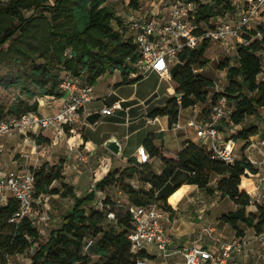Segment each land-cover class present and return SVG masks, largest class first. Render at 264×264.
<instances>
[{
    "label": "trees",
    "instance_id": "16d2710c",
    "mask_svg": "<svg viewBox=\"0 0 264 264\" xmlns=\"http://www.w3.org/2000/svg\"><path fill=\"white\" fill-rule=\"evenodd\" d=\"M109 1L1 0L0 65L9 62L20 66L19 71L9 78V85L34 83L40 88L39 98L60 99L63 97L60 84L67 73L93 86L103 76L117 71L122 74L124 82L129 81L136 72L135 64L141 55L133 41L128 39L123 18L118 16ZM182 1L194 4L199 19L204 22L234 10L225 0H212L211 3ZM133 6L135 11L140 10L137 4L133 3ZM27 12L33 13L27 16ZM261 31L264 35V27ZM210 47L207 42L198 50H186L181 55L180 62L172 69L177 95L168 99L164 106L152 108L149 118L169 117L173 126L179 122L182 110L210 100V89L216 83L196 72V69H203L210 63L207 57ZM263 50L264 37L250 46H239L236 65H232L229 58L220 64L222 70H227L229 84L211 101L214 104L222 98L228 100L233 125H241L250 117L264 121L260 112L264 108V80L259 79L263 72L260 56ZM143 78L135 77L129 83L135 84ZM39 106L38 99L33 103L21 100L10 107V114L39 113ZM3 118L6 117L0 114V120ZM259 134V126L252 125L232 138L247 142L242 158L233 164L214 159L212 152L190 140L184 143L177 157L168 158L161 147L155 146L154 138L149 137L145 148L151 158L161 159L164 166L162 174L156 172L152 163L140 164L137 158H129L126 168L115 169L96 183L97 190L102 192L120 184L129 202L117 207L116 202L107 196L102 203L103 210L96 207L98 196L95 191L78 196L74 186L66 182L63 161L32 168L36 179V199L44 195L71 198L73 206L63 215L60 226L43 239L38 226L30 218L11 221L20 210L17 199L0 204V264H8L11 257L31 250V264H137L138 258L148 257V254L132 252L128 234L133 229V218L129 207L162 203L166 211L173 213L167 200L181 184L169 185L179 172L188 175V184L200 188H208L213 175L220 176L216 191L223 199H229L240 207L222 216L221 220L231 225L237 237L244 235L239 227L241 223L260 234L264 231V199L257 204V213H248L247 208L251 206L249 192L258 170L244 154L251 145L250 139ZM31 138L39 146L49 142L41 135L31 134ZM135 178L143 185L139 189L127 182ZM55 182H61V186L53 187ZM147 185L151 188L146 189ZM208 192L213 194L215 190L208 189ZM117 209L123 210L115 213ZM110 211L116 215L115 226L107 224ZM89 240L93 245L86 251Z\"/></svg>",
    "mask_w": 264,
    "mask_h": 264
},
{
    "label": "crops",
    "instance_id": "0c3cea01",
    "mask_svg": "<svg viewBox=\"0 0 264 264\" xmlns=\"http://www.w3.org/2000/svg\"><path fill=\"white\" fill-rule=\"evenodd\" d=\"M203 70L204 68L196 69V72L201 74ZM152 74L158 76L160 83L157 89L151 91L147 99L153 95L157 97L155 99L152 98L146 107L138 112L135 109L137 106L130 105L129 102L138 94L140 91L139 87L143 81ZM150 75L135 84L129 83L134 80L135 74L131 75L127 82L123 81L122 74L119 71L113 75L103 76L94 86V98L85 105L83 121L79 125L66 126L62 134L53 128L39 131L36 134L48 139L49 142L46 144L37 145L31 135L16 133L12 136H3L0 141V157L2 158L5 172L15 169H36L44 163L53 165L63 161L65 164L64 175L66 182L74 186L78 196H83L92 192V186L102 180L109 172L126 168L128 159L131 157L137 158L138 149L142 146L145 147V141L149 137L154 138L155 146L161 147L164 155L168 158L177 157L178 153L182 151L184 143L189 140L202 146L207 152H211L210 141L197 135V126L205 125L209 120L210 107L207 109V105L208 103L212 105L210 104L212 103L211 100L182 110L178 123L185 129L174 130L173 126L170 125L169 117H158L156 119L148 117L152 108L164 106L168 99L177 95L176 86L172 80V70L167 76H161L157 73H151ZM103 81H107L105 87L102 85ZM164 84H166L165 90L163 89ZM131 91L133 92L129 94ZM38 101L40 104L39 115L50 116L58 111L62 98L45 97L39 98ZM118 101L122 103L124 110L117 111L110 116L103 114L105 108L112 106ZM156 101L157 103H155ZM158 102L160 103L158 104ZM230 117L223 120L219 127L221 144H225L226 141L234 138L242 129L249 127L247 122L250 119H256L255 117H250L241 125H233ZM191 122H195L197 126H189ZM259 135L252 137L250 144ZM112 138L117 139L122 146L120 155H115L106 148L107 141ZM234 141L237 143L242 142L243 147L247 143L246 141H236L235 139ZM254 146V144L250 145L244 153L248 159L253 156L251 148ZM241 158V155H237V159ZM152 165L158 174H162L164 166L160 158L152 157ZM187 179L188 175L186 173L179 172L169 185V187H172L175 184H181L179 191L177 190L167 200L174 212L165 210L164 223L172 240L169 246L171 255L165 257L163 252L152 248L146 252L148 254V257H146L148 264H185V258L179 253L181 248L194 244L202 248L220 247L237 237V233L231 225L221 220V217L225 214L240 209L234 204L229 207L222 205V202L227 201V199H223L221 194L216 191L221 177L213 175L208 188L190 185L187 183ZM60 186L61 182H55L53 187L58 188ZM145 188L150 189L151 187L147 185ZM110 189L112 188L104 192L98 191L97 196H109L107 192ZM208 189H213L215 192L210 194ZM179 193H181L180 196L172 203L171 199ZM106 197L101 198V201L98 200L97 204L100 203L99 208L103 206L101 204ZM12 198L14 196L11 192L0 193V204L4 205ZM58 198L61 197L49 196V200L45 202L48 203L51 199ZM158 205L163 208L162 203ZM253 207L257 211V207L251 205L247 208L248 213H256L255 210H251ZM221 208L224 211H218ZM39 214L38 212L36 213L35 220ZM47 219L49 218H42L44 221H47ZM107 224L115 226L116 222L109 220ZM239 227L244 232L243 237L255 235V231L245 224L241 223ZM13 262L16 264H31V258H23V255H18L11 257L8 264H13ZM263 262L260 260L259 264H263Z\"/></svg>",
    "mask_w": 264,
    "mask_h": 264
},
{
    "label": "built area",
    "instance_id": "2783aa9c",
    "mask_svg": "<svg viewBox=\"0 0 264 264\" xmlns=\"http://www.w3.org/2000/svg\"><path fill=\"white\" fill-rule=\"evenodd\" d=\"M225 1L234 8L227 14V19L216 17L209 22L201 21L196 6L182 0H159L157 9L148 12L134 11L123 19L124 26L128 29V39L133 41L141 55L140 61L135 64V77H148L151 73L167 76L172 70L171 66L180 62V57L186 50H198L207 42L238 48L250 46L255 40H263L261 28L264 27V0ZM260 56L263 72L259 79L264 80V50ZM60 89L63 93L62 103L55 114L41 116L32 112L3 118L0 120V136H12L16 133L36 135L39 131L52 128L62 134L67 125H79L83 121L85 105L94 98V86L82 83L67 73ZM227 104L226 98L212 103L208 122L199 126L191 122L189 126H197L198 137L210 141L214 159L233 164L237 159L235 141L230 139L225 144L220 143L219 127L232 112ZM121 110L124 107L118 101L105 108L103 114L110 116ZM173 128L185 129L179 123L174 124ZM256 148L260 159L253 156L249 158L258 170L253 176V188L249 192L252 206H257L264 199V138ZM137 159L140 164L152 163L148 150L143 146L138 149ZM35 182L32 169L5 172L0 157V193L11 192L20 204V210L12 222L26 217L36 224L35 204L37 201H48L49 196L36 199ZM92 188L98 193L96 184ZM116 204L123 205L120 201ZM103 209L101 206V210ZM129 211L133 218V229L128 234L132 252L140 254L155 248L163 252L165 257L170 256L169 246L172 240L164 223L165 209L158 204H149L131 205ZM108 220H116L114 212H108ZM92 245L93 241L89 240L85 250H89ZM179 253L185 258V264H259L260 260L264 261V231L252 237H236L220 247L202 248L197 244L185 246ZM137 264H148V259L140 257Z\"/></svg>",
    "mask_w": 264,
    "mask_h": 264
},
{
    "label": "rangeland",
    "instance_id": "374dc122",
    "mask_svg": "<svg viewBox=\"0 0 264 264\" xmlns=\"http://www.w3.org/2000/svg\"><path fill=\"white\" fill-rule=\"evenodd\" d=\"M1 1V0H0ZM155 0H110L109 4L112 5L120 18L125 19L130 14H132L135 9L133 6V3L137 4L140 7L141 12H148L153 9H157L159 5V0H156L154 3H152ZM204 3H211L212 0H202ZM33 12H27V16H31ZM222 19H227L228 16L225 14L224 16H221ZM1 49V48H0ZM237 48H231L227 47L221 44H211L210 49L207 52V57L210 59V63L204 68L203 71H201V75L204 77L211 79L216 82V85L213 89H210V100L211 98L217 94L222 93L225 91L229 84V80L227 78V70H222L220 68V64L225 62L227 58L231 60L232 65H236L237 59ZM178 63L171 66L170 69H173L175 66H177ZM20 69V66L18 64H12L9 62H5L0 65V114L4 117L11 116L10 114V107L18 104L21 100H28L31 103H33L36 99H39L40 94V88L34 84L27 82L24 86L16 85L11 86L9 85V78L12 75H15ZM200 70V69H199ZM107 81H103L102 85L104 87L106 86ZM160 83V80L156 74L150 75L148 78H146L143 83L140 85V91L137 95L134 96V99L131 100L129 103L130 105L137 106L135 109L141 111L142 108H145L146 105L149 103V101L153 98L155 99L157 96L153 95L151 98L147 99L149 95L151 94V91L154 89H157L158 85ZM175 84V83H174ZM165 85L163 86V89L165 90ZM176 86V84H175ZM163 90V91H164ZM133 91H131L129 94H131ZM162 93V92H160ZM35 97V98H34ZM212 102V101H211ZM157 103V101L155 102ZM160 102H158L159 104ZM212 104V103H210ZM228 108L230 109L231 106L228 103ZM210 107V108H209ZM211 109V105H207V109ZM2 112V113H1ZM263 120H264V110L261 111ZM248 126L252 125H258L260 128L261 134L253 139V142L255 146L251 148V153L254 158L260 159V155L257 151V145L262 139V136L264 134V121H260L259 119H253L249 120L247 122ZM3 136H0V141L2 140ZM237 143V142H235ZM235 155H243V146L242 142H238L236 144L235 149ZM2 159V158H1ZM128 183L132 184L134 188L139 189L143 185L135 178L134 180H127ZM248 187V184L246 185ZM109 194V197L112 199V202L120 201L123 205L128 204L129 197L128 195L123 191L120 184L115 185L110 191L107 192V195ZM106 197V195H100L98 196V200H102L101 198ZM234 204L232 201L227 199V201H223L222 205L224 207H229ZM100 203L96 205V207H99ZM235 205V204H234ZM73 206V200L71 198L69 199H51L48 203L45 201H37L35 204V211L36 213H40L38 218H36V223L38 228L41 230V235L43 239L48 238L50 232L58 228L61 224L62 217L64 214L68 212V210L71 209ZM120 208V207H119ZM255 210L256 208L253 207L251 210ZM123 209L118 210L115 213L122 212ZM218 211H224V209H219ZM226 211V210H225ZM49 218L47 221L42 220V218ZM33 250L28 251L26 254L23 255V258L30 257L32 255ZM13 264H16L13 262Z\"/></svg>",
    "mask_w": 264,
    "mask_h": 264
},
{
    "label": "water",
    "instance_id": "95a60500",
    "mask_svg": "<svg viewBox=\"0 0 264 264\" xmlns=\"http://www.w3.org/2000/svg\"><path fill=\"white\" fill-rule=\"evenodd\" d=\"M106 148L109 149L115 155H120L122 153V146L119 141L115 138H112L107 141Z\"/></svg>",
    "mask_w": 264,
    "mask_h": 264
},
{
    "label": "bare ground",
    "instance_id": "6f19581e",
    "mask_svg": "<svg viewBox=\"0 0 264 264\" xmlns=\"http://www.w3.org/2000/svg\"><path fill=\"white\" fill-rule=\"evenodd\" d=\"M178 191H179V190H178ZM180 194H181V193L175 195V196L171 199V202L174 203V202L177 200V198L180 196Z\"/></svg>",
    "mask_w": 264,
    "mask_h": 264
}]
</instances>
